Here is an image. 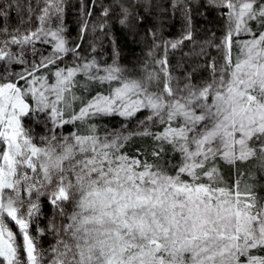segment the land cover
Returning <instances> with one entry per match:
<instances>
[{
    "label": "snow or ice",
    "instance_id": "6c2138e0",
    "mask_svg": "<svg viewBox=\"0 0 264 264\" xmlns=\"http://www.w3.org/2000/svg\"><path fill=\"white\" fill-rule=\"evenodd\" d=\"M47 3L41 21L56 0ZM219 4L228 9L229 27L222 41L223 64L210 65V83L186 86L187 94L177 98L168 77L163 89L172 97L168 101L164 95L148 94L144 82L125 80L118 67H110L98 78L120 81L114 96L98 97L71 117L82 119L90 110L114 111L117 101L124 107L121 115L151 108L161 123H168L155 139L167 141L182 155L175 174L158 162L129 158L119 153L116 141L101 143L94 136L37 146L21 124V117L31 111L25 91L14 82L0 84V144L5 146L0 149V217L6 214L19 226L27 264H38L36 248L10 193L18 197L29 181L25 189L29 194L36 184L55 181L52 203L74 202L66 227L71 243L60 242L65 251L52 264H264V254H258L264 253V200H257L249 189L241 190L238 183L222 185L214 163L217 158L230 164L258 154L264 158V32H251L247 26L258 18L264 24V0L259 4L219 0ZM61 31L45 33L56 41V53L68 51ZM242 32L252 38L239 43L234 59L233 37ZM12 42L20 41L13 37ZM5 55L0 52V59ZM92 67L82 66L84 71ZM79 71L69 68L66 75L57 71V83L51 88L43 83L36 88L37 81H31L28 91L41 110L50 109L55 122H70L62 119L57 105L69 103L65 93L71 91L72 78ZM19 78L26 80L24 75ZM47 92L54 93L55 100H49ZM130 95L144 98L126 103ZM177 119L181 123L172 126ZM37 207L32 204L28 215ZM14 241L13 232L0 218V264H21Z\"/></svg>",
    "mask_w": 264,
    "mask_h": 264
},
{
    "label": "trees",
    "instance_id": "16d2710c",
    "mask_svg": "<svg viewBox=\"0 0 264 264\" xmlns=\"http://www.w3.org/2000/svg\"><path fill=\"white\" fill-rule=\"evenodd\" d=\"M180 1L181 4H176V0H64L59 27L41 32L37 30L38 0H0V35L12 30L35 31L37 35L31 39V45L51 56V62L43 63L47 67L37 64L28 70L21 64H12L13 68L23 70L26 76V80L18 79L17 86L26 93L25 100L30 106L32 119L51 118L49 136H94L101 143L116 141L120 145L119 153L149 163L158 162L169 174H175L182 155L167 141L155 139L164 132L168 123L144 121L153 111L148 107H141L132 115H121L124 107L117 101L114 111L90 110L82 119L71 120V117L78 115L81 107L98 97L114 96L115 89L121 86L120 81H101L98 78L106 75L104 69L112 64L121 70L119 75L123 79L144 82L148 94L161 95L164 92L166 78L163 66L172 86L183 91L186 86L199 87L212 81L210 65L213 62L217 66L223 64L222 41L229 27L228 9L208 0ZM260 2L257 0V4ZM247 26L251 32H264V24L259 18L249 20ZM58 28L63 29L59 34L68 49L65 53H56V41L51 35H45ZM189 34L191 39H186ZM251 38L243 32L233 37L234 59L239 43ZM173 43L177 44L176 48L171 47ZM161 61H166V65ZM85 63L94 64V67L84 71L82 66ZM69 68H80L81 71L72 78L71 91L65 93L69 103L61 102L57 107L62 111V119L70 122H55L50 109L36 107V99L28 90L33 87L31 81L34 79L36 88H40L42 83L49 88L55 86L56 72L63 71L66 75ZM46 95L49 100H55L54 93L47 92ZM143 98L130 95L125 102ZM179 123V119L171 122L172 126ZM37 127L38 124L33 131L38 133ZM153 152L158 155L154 156ZM214 163L219 169L222 185L233 187L238 183L241 190L249 189L257 200H264V158L259 154L231 164L220 158ZM38 202L39 211L35 216L25 218L27 232L34 241L40 264H49L50 249L61 241L71 242L66 227L71 222L75 206L72 200L54 205L46 196H41Z\"/></svg>",
    "mask_w": 264,
    "mask_h": 264
},
{
    "label": "rangeland",
    "instance_id": "374dc122",
    "mask_svg": "<svg viewBox=\"0 0 264 264\" xmlns=\"http://www.w3.org/2000/svg\"><path fill=\"white\" fill-rule=\"evenodd\" d=\"M63 1L64 0H56V3H54L53 6L49 9V15L45 18L44 21H41L40 17L44 15L43 9L45 7H48V3H47V0H38L37 4L40 6L38 8V13L36 14L38 21H39V27L37 28L38 31H40L41 28L43 29V31H50L51 29H55L59 27V25L62 22L60 13L62 11ZM208 1L212 4L220 6L219 0H208ZM178 3L181 4L182 2L180 0H176V4ZM57 5L59 7V11H57ZM34 32L35 31L20 32V31L12 30L9 33L3 32L0 35V52L6 54L3 59H0V84L7 83V82H14L17 84L18 79H20L19 77L21 75H24L23 70L13 68L12 64H15V63L21 64L26 69L31 70V69H34V66H36L37 64L46 63L51 58V56L48 53L45 54V53H41L40 51L36 50L31 45L30 43L31 40L25 41L24 37L31 36L32 33ZM13 37H16L20 42L19 43L12 42ZM110 67H116V65L112 64V66ZM164 67L165 66L162 67V70L165 73ZM165 78L166 80L168 79L166 74H165ZM172 87H173L174 93H176L177 98L180 97L182 92H184V95L187 94L186 90L183 91L182 89L177 88L175 86H172ZM178 91L180 92L179 93L180 95L179 94L177 95ZM161 95H164L168 101L172 100V97H167V94L164 92ZM34 103L36 107H40L38 106L37 101L34 100ZM32 117L33 115L31 114V112H29L28 115L21 117V124L23 128L25 129L26 134L31 137L32 142L36 144L37 146H44L46 143H51L52 145L59 146L65 142V138H67V141L69 143L74 142L75 136L73 135L57 134V135L49 136V132H51V129H52V126L50 125V123H52L51 118L45 117L42 119L39 118V119L33 120L34 118L32 119ZM158 120L160 119L158 116L154 115V111H152L151 114L145 117L144 119V121H147V122H154ZM36 124L39 125V128L37 127V130L39 131L38 133L33 131L34 127H36ZM4 147L5 146L3 144H0V149ZM31 183L32 181H29L26 184L21 186V190H20L18 197L16 193H10V195L16 200V203L14 206L17 207L18 209V215L23 219L25 218L27 219L30 217L28 215V212L31 209L32 204H36L38 206L37 209L32 210L31 216L33 215L35 216V214L39 211V202H38L39 198H41V196H46L52 199V192L54 191L53 188H55V181L52 184H48L47 182H44L43 184H36V186L32 189L31 194H29V192L26 191L25 189ZM21 197L24 199H22ZM18 198L21 200L18 201ZM24 201H26V204L24 203ZM18 206H20V208ZM22 208L24 210L20 211V209ZM22 212L24 213V215L22 214ZM0 218L3 219L4 225L8 229H10L14 234V237H15L14 243L17 248L18 259L20 260L21 264H27V255H26V252L24 251L23 234L21 233L19 226L15 223V221L7 217L6 214H3V216ZM65 243H71V242H65ZM53 249H57V251L54 252ZM64 251L65 249L63 247V244H61L60 242L57 243L55 247L51 248L50 252L48 253V255H50L49 264H52L53 258L55 256L59 255V253L64 252ZM67 259L71 260V254H69ZM0 261H2V258H0ZM3 264H6V262H3ZM38 264H40L39 260H38Z\"/></svg>",
    "mask_w": 264,
    "mask_h": 264
}]
</instances>
